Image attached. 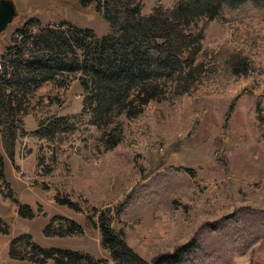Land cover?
<instances>
[{
	"label": "rangeland",
	"instance_id": "374dc122",
	"mask_svg": "<svg viewBox=\"0 0 264 264\" xmlns=\"http://www.w3.org/2000/svg\"><path fill=\"white\" fill-rule=\"evenodd\" d=\"M12 1L17 13L0 31V53L19 25L33 17L38 19L34 30L58 23L66 29L68 20L97 36L107 29L93 1ZM165 1L143 0V11ZM253 17L250 40L237 43L232 34L250 26ZM262 18L264 0H238L227 13L210 19L204 45L216 50L230 40L245 51V68L230 73L220 65L221 70L180 101L152 99L138 116L120 115L122 137L110 148L101 145V130L82 110L80 72L42 81L37 93L54 101L22 115L12 160L0 135V226L6 230H0V264H56L9 255L11 238L24 231L40 246L88 252L113 264L100 229L86 219L87 213L100 210L108 211L126 243L148 262L169 252L173 255L166 264H264ZM58 118L60 130L37 132ZM8 189L16 201L6 194ZM18 203L29 204L34 217H20ZM54 215L53 224L66 217L82 231L45 234Z\"/></svg>",
	"mask_w": 264,
	"mask_h": 264
},
{
	"label": "trees",
	"instance_id": "16d2710c",
	"mask_svg": "<svg viewBox=\"0 0 264 264\" xmlns=\"http://www.w3.org/2000/svg\"><path fill=\"white\" fill-rule=\"evenodd\" d=\"M89 1L107 21L104 34L97 36L90 28L69 20L66 29L58 23L34 30L38 19L33 17L19 25L0 53V135L3 151L11 160L22 115L54 101L52 96L37 93L46 79L56 82L61 74L75 77L80 72L82 110H88L89 121L101 130V145L110 148L122 137L120 115L138 116L152 99L172 97L180 101L198 90L212 72H238L246 66L245 51L230 40L216 50L203 42L208 21L227 13L238 0H167L148 13L143 11V0ZM255 20L253 17L250 26L237 28L232 34L237 43L250 40ZM220 65L224 67L220 69ZM60 120L48 121L37 132L52 134L59 129ZM3 170L0 153V179ZM6 194L16 201L11 190ZM17 210L20 217H34L29 204L18 203ZM56 218L54 215L46 224L45 234L63 236L82 231L80 224L66 217L53 224ZM86 219L100 229L102 245L109 249L113 264H166L173 255L161 252L148 262L126 243L107 210L89 212ZM0 230L6 231L2 226ZM8 250L11 257L25 262L52 259L56 264H108L88 252L40 246L25 231L11 238Z\"/></svg>",
	"mask_w": 264,
	"mask_h": 264
},
{
	"label": "water",
	"instance_id": "95a60500",
	"mask_svg": "<svg viewBox=\"0 0 264 264\" xmlns=\"http://www.w3.org/2000/svg\"><path fill=\"white\" fill-rule=\"evenodd\" d=\"M16 13V6L12 0H0V31L6 28Z\"/></svg>",
	"mask_w": 264,
	"mask_h": 264
}]
</instances>
